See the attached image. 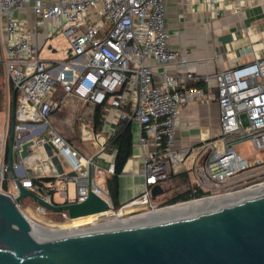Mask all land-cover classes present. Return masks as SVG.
<instances>
[{"label": "built area", "instance_id": "2783aa9c", "mask_svg": "<svg viewBox=\"0 0 264 264\" xmlns=\"http://www.w3.org/2000/svg\"><path fill=\"white\" fill-rule=\"evenodd\" d=\"M167 1L0 0L1 62L10 83L19 88L14 142L18 162L14 161L13 169L24 187L36 192L27 177L28 168L45 169L37 149V155L33 152L22 156L27 142L35 147L51 142L66 157L77 172L67 178L77 184L76 201L87 198L88 169L93 167V192L111 209L100 219L134 217L199 199L234 195L264 184V57L213 74L195 73L197 61L170 46L165 30ZM217 1L210 0L212 5ZM236 2L241 10L246 0ZM19 11H32L34 20L16 16ZM60 34L69 40L66 59H44L40 52L47 38ZM49 50L53 54L57 51L53 45ZM149 60L162 67L159 81ZM171 65L178 71L171 72ZM203 82L215 84L203 89L198 86ZM58 87L66 95L110 107L117 120L130 119L140 124L137 143L144 160L140 174L145 177V188L122 207L115 209L109 190L98 184L100 175L92 158H83L52 124L51 115L60 108L52 99ZM194 101L218 104L220 134L198 145L177 148L176 121L181 108ZM82 133L89 136L86 126ZM2 141L6 142V133L1 136L0 149ZM244 142L252 144V159L235 149ZM5 155L6 152L4 160L0 158V189L15 199V177L8 176ZM190 157L195 193L200 195L158 207L152 199V187L168 182ZM108 171L114 173V167ZM8 181L11 190L3 188ZM42 197L52 202L49 194ZM38 207L42 213L47 211ZM118 210L125 213L117 215ZM63 216L69 219L66 213Z\"/></svg>", "mask_w": 264, "mask_h": 264}, {"label": "crops", "instance_id": "0c3cea01", "mask_svg": "<svg viewBox=\"0 0 264 264\" xmlns=\"http://www.w3.org/2000/svg\"><path fill=\"white\" fill-rule=\"evenodd\" d=\"M165 30L169 34V43L173 49L185 53L190 60L197 61L198 64L193 69L197 74H213L237 65L250 64L256 58L264 57V0H246L241 10L236 0H218L214 5L210 0H168ZM148 64L155 73V79L159 81L162 67L154 60H149ZM169 70L173 73L178 71L174 65L169 66ZM214 84L212 82L206 85L203 82L198 86L208 89L213 88ZM56 90L52 99L60 108L51 116L54 122L57 121L55 123L62 121V126L57 124L56 129L83 158H92L98 167L96 171L100 175L99 180L102 176V186L109 190L115 209L116 206L120 208L140 195L145 188V177L140 174L144 160L142 149L137 143L140 124L129 119L134 143L132 155L118 178V191L113 195L109 187L113 173L108 170L114 167L117 153L110 142L119 127L115 111L105 106L99 109L95 103L82 101L74 95H66L60 87ZM219 119L220 110L216 102L194 101L183 106L175 124L176 147L198 145L203 140L218 136ZM83 126L88 129V137L83 136ZM35 149L44 159L45 169L40 171L36 167H30L27 177L32 181L50 179L42 184H34L36 193L40 196L49 194L52 202L57 204L76 201L77 184L67 178L76 176L77 172L72 169L66 157L58 153L50 143L38 145ZM14 159L18 162L16 154ZM192 167L193 157H190L162 185L164 193L153 199V202L170 203L171 199L183 192L190 189L195 192ZM8 176L13 178L10 173ZM48 184L53 187L48 188ZM71 184L75 186L73 200L69 199ZM56 193L61 198L58 202L53 200Z\"/></svg>", "mask_w": 264, "mask_h": 264}, {"label": "water", "instance_id": "95a60500", "mask_svg": "<svg viewBox=\"0 0 264 264\" xmlns=\"http://www.w3.org/2000/svg\"><path fill=\"white\" fill-rule=\"evenodd\" d=\"M18 89L13 90L8 142L7 168L13 177ZM30 145H23L22 156ZM88 175L84 201L50 202L16 177L15 199L0 189V264H264V191L191 217L89 232L54 244L32 239V221L18 205L25 197L48 211L66 213L70 221L111 210L93 192L92 166ZM163 193L160 184L151 189L152 199Z\"/></svg>", "mask_w": 264, "mask_h": 264}, {"label": "rangeland", "instance_id": "374dc122", "mask_svg": "<svg viewBox=\"0 0 264 264\" xmlns=\"http://www.w3.org/2000/svg\"><path fill=\"white\" fill-rule=\"evenodd\" d=\"M16 16L20 17H27L31 21L34 20V14L32 11H19L16 13ZM45 45L41 48L40 55L43 56L44 59H52L56 61H62L65 60L67 57V49L69 47V40L64 35L60 34L56 37L47 38ZM44 39L41 38V41ZM49 45H53V48H56L57 51L53 54L52 51L49 50ZM0 48V143H1V136L6 133V142L2 141L3 145H1L0 149V158H3V154L6 152L8 148V142H9V129H10V121H11V109H12V96H13V89L12 85L10 83V80L7 77L5 67L2 64L3 59V51L1 52ZM245 123L247 124V120L245 116H243ZM51 121L57 128L58 125L62 126V121H58V123H55L57 121H53V117L51 116ZM59 126V127H60ZM62 128V127H60ZM235 149L238 153L249 157L252 159V156L254 155V149L252 147L251 142H244L241 144H238L235 146ZM258 155V154H257ZM4 160V158H3ZM30 168L27 169V173H29ZM103 177H100V180L98 182L99 185H103ZM6 189L11 190V184L8 181L6 183ZM75 198V186L70 185L69 186V199L73 200ZM55 202H58L61 200L59 193H56L53 199ZM155 204L158 205V207H164L171 203L169 202H158L156 201ZM19 208L31 219L33 222L37 225H39L40 228H47L48 230H65V229H72V230H79L82 232L88 231L92 229L93 225L98 224H104L107 223L113 218H107V219H99L95 222L87 221V222H78L75 223V221H70V219H67L63 216V214L60 213H54L52 211H46L45 213H42L38 210V204L30 197H25L21 200L19 204ZM129 216H125L124 218H128ZM93 221V220H92ZM78 226H76V225ZM43 228V229H44Z\"/></svg>", "mask_w": 264, "mask_h": 264}, {"label": "bare ground", "instance_id": "6f19581e", "mask_svg": "<svg viewBox=\"0 0 264 264\" xmlns=\"http://www.w3.org/2000/svg\"><path fill=\"white\" fill-rule=\"evenodd\" d=\"M28 151L29 153L34 152L35 155H37L34 144L29 146ZM263 191H264V184L255 189L247 190V191L237 193L234 195L221 196V197L203 199V200L199 199V201H193L187 204L170 207L165 210L154 211L150 213L148 212L146 214H142V215H138L134 217L122 218V219L115 218L104 224L93 225L94 227L92 229L85 231V232H82L79 230H72V229L47 230L45 228L44 229L40 228L39 225L32 222L31 237L34 240L43 241L48 244H54L56 242H60L62 240H66V239H69V238H72V237H75L81 234L89 233V232H97V231L111 230L114 228L118 229V228H124V227L132 228V226H139V225H146V224L149 225L151 223L171 220L175 218L191 217V216L200 214L202 212H208L212 208L224 205L225 203L240 202L248 194L252 196L262 195ZM123 213H125L124 210L116 211L117 215H121ZM107 215H109V213L100 214V215H91V216H87V217H83L79 219H74L71 221H75V223H78V222L82 223V222H87V221L95 222L102 217H106Z\"/></svg>", "mask_w": 264, "mask_h": 264}, {"label": "trees", "instance_id": "16d2710c", "mask_svg": "<svg viewBox=\"0 0 264 264\" xmlns=\"http://www.w3.org/2000/svg\"><path fill=\"white\" fill-rule=\"evenodd\" d=\"M12 89L14 90V86L12 85ZM99 109L104 108L105 105H98ZM99 109H98V116H99ZM128 109V108H127ZM131 113V109L129 108L127 110ZM131 122L129 119H121L119 120V127L118 131L115 134L114 137L111 138V144L112 146L117 150L116 153V160L114 165V173L113 176L109 180V187L111 188V191L113 192V195L117 193L118 191V178L123 172V169L129 160V158L132 155V145L133 138H132V132H131ZM5 162H8V148L6 150L5 155ZM9 175V174H8ZM50 179H34L32 182L34 184H42L43 181H49ZM41 186V185H40ZM4 189H6V183L4 184ZM200 192L195 193L193 189H190L186 192H183L177 196H175L173 199H171L170 203L174 204L182 200L190 199L193 196H199ZM116 208H118L116 206Z\"/></svg>", "mask_w": 264, "mask_h": 264}]
</instances>
